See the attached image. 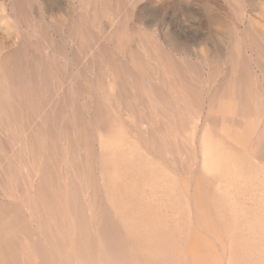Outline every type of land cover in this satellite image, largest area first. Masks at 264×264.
<instances>
[{"label": "bare ground", "instance_id": "bare-ground-1", "mask_svg": "<svg viewBox=\"0 0 264 264\" xmlns=\"http://www.w3.org/2000/svg\"><path fill=\"white\" fill-rule=\"evenodd\" d=\"M34 1L13 0L12 6L17 8L19 17L27 16L32 11H29V5ZM42 1L46 6H51L49 1ZM80 1L81 11L89 14L91 24L97 21L99 13L108 16L104 28L105 38L121 49L123 43H126L125 35L129 29L127 30L121 17L119 19L120 9H113L111 0ZM3 3L4 1L0 2V7ZM57 6L58 8L47 10L48 16L45 18H49L48 21L61 14L62 9ZM40 7L38 6L39 10ZM39 10L37 9L38 12ZM207 14L209 20L215 21L212 13ZM1 16L0 23H4L5 18ZM72 16L70 15L71 18ZM84 16L86 17L85 14ZM81 17L76 22L73 20L70 28L83 34L89 21L86 23L87 20ZM59 20L57 23H61ZM36 22L43 27L41 21ZM248 23L242 34L236 35L232 41L229 48L231 51L226 58L223 57V61L222 54L218 51L216 55L212 54V62L209 60L212 63L209 71L218 66L220 59L221 64L226 61L229 65L225 70H220L223 74L220 81L214 79L215 75L210 78V87L213 89L207 92L208 102L204 115L201 97L179 71L183 58H179L181 61L175 59L178 55L187 56L184 40L168 31L160 35L164 47L155 45L151 49H144L143 54L139 53V47L137 50L129 47V63L133 70L120 66L124 76L117 81L115 77L112 78L111 71H108L113 69L110 67L112 57L109 58L108 50L95 43L97 54L92 52L93 49L90 54L98 56L100 65L103 62L109 63L105 70L107 79L106 82L92 84L87 90L80 86L77 91L70 90L69 93L76 92L78 96L85 94V90L88 91L92 108L90 120L83 121L78 116L81 126L79 130L73 131L72 139L67 134L68 128H64L65 119L61 118L72 111L64 115V110L60 109L70 102L71 96L61 101L60 94L62 104L59 102V107L56 106L54 113L49 116L47 106L43 104V107L40 102L44 98L40 100V96L28 89L30 86H26L21 79L19 87L16 84L20 92L17 97H12L13 94L7 99L3 97L15 107L9 110L7 103L0 105V264H264V105L256 102L255 91L250 85L252 75L256 73L264 83V32L256 30L251 22ZM57 26L59 25L56 24ZM30 27L33 28L32 24ZM43 28L42 30L45 29ZM22 34L24 32L20 33L21 37ZM80 38L83 44L84 38ZM259 43L263 45L260 46ZM244 45L249 53L243 55L245 52L242 53L243 50L240 49ZM24 47L22 44L14 53L9 49L8 54H0V65H7L14 54L18 58L22 55L26 57ZM79 47L81 48L80 45ZM59 48L54 49L60 52ZM45 57L49 56H43ZM54 57L55 55L53 59ZM66 58L63 56L62 59ZM22 59H18L20 64ZM248 61L252 62L251 70L248 69ZM23 70L26 74L25 67ZM17 72L21 76L16 70L15 73ZM7 73H12V70L6 71ZM115 75L117 77L116 73ZM138 75L150 81L155 79V84L158 83L157 79L164 90L168 89L169 94H163L162 90L163 95H160L161 92L154 86L141 89L137 80H133ZM0 76L5 75L0 73ZM76 78L77 82L79 79L77 76ZM42 79L45 80L44 77ZM27 80L29 79L25 81ZM43 83L45 82L42 81L41 84ZM1 89L0 93L3 91ZM9 91L10 89L8 94ZM53 96L52 99L56 100L57 95ZM73 97L76 98L75 95ZM53 100L49 99L50 104H53ZM175 101H181L184 108L194 109L195 112L194 127L188 131L189 138L186 137L189 141H195V161L188 162L187 165L185 159H179L178 170L160 164L159 154L164 147L156 144L157 134L158 137L165 138L168 133L166 136L171 138V126L176 124L172 116L176 111L178 114L181 108ZM159 104L164 118L162 122L158 114ZM49 108L51 109L50 105ZM50 109L49 112L52 110ZM72 113L74 115V111ZM124 120H128V128L124 127ZM59 126L63 127V131L66 130V137H60V149L59 135L57 141L53 135L56 130L59 131ZM86 126L94 129L92 135L89 136L84 131ZM251 143L254 144V150L248 154L246 150ZM193 166L199 176H188L183 181L180 180V173L187 170V173L192 174ZM176 174L180 181L175 178Z\"/></svg>", "mask_w": 264, "mask_h": 264}, {"label": "rangeland", "instance_id": "rangeland-1", "mask_svg": "<svg viewBox=\"0 0 264 264\" xmlns=\"http://www.w3.org/2000/svg\"><path fill=\"white\" fill-rule=\"evenodd\" d=\"M3 1L5 3V4L3 3V6L4 5L5 6L0 7V12H2V13H0V16L2 15L1 17H4L5 21H4V23H3V21H1V23H0L1 25H3V26L0 25V54L4 55L6 52H7L6 54H8L9 49H10V52L13 51V53H14L15 49H18L19 46L21 47L22 44H24L25 47L23 49H25L24 52H25L26 57H24V55H22V57L18 58L17 54L16 55L14 54L10 58V60L8 61L9 63H7V65H6V63L4 65L1 64L2 66L0 65V73H2V76L5 75L3 77L0 76L1 77L0 89L2 87L4 88V89H1V91L3 90L1 92L2 94L0 93V96H1L0 97L1 98V100H0L1 104L0 105L7 103V108H9V110H11L15 107V105H12L13 104L12 102L5 101V99L3 97H5V98L8 96L10 97L11 94H13V95H11L12 97L13 96L17 97V94L20 93L19 90L17 89V86L19 87L21 79L24 80L26 86H28V87L30 86V88H28V89L33 90L34 92H36V94H38L40 96L39 97L40 100L44 98L43 99L44 101L41 100L40 102H41L42 106H43V104L47 106V112L49 113V116L52 115L51 113H54L53 111H55L54 109H56V106H58L61 98H62L61 101H63V98L67 99L71 96V98H69V99H71L70 102L68 99V102L70 104L67 103V105L64 108H60L61 110L62 109L64 110V111L62 110L64 115H67L65 113H67L69 111H72V112L74 111V115L78 114L75 118H72V117H74V115L72 112H69L67 115L68 118H66L67 116L61 117V118L65 119V121H66L64 128L65 127L68 128V129H66V128L65 129L67 130V134L69 135V138H71V139L73 138L71 134H73L75 131L79 130V128L81 126L79 121H78L79 120L78 116L80 115L82 117V120L83 119L84 120H86V119L90 120L91 119L92 108L90 107L91 104H89L88 95L90 93L88 94V91H86L87 88H89L92 84L99 82V81L106 82L105 80L107 79V75H106L105 70H107L106 68L109 67V63L103 62L100 65V63L98 61V56H96V54H97L96 51H98V50L96 48L95 43H98V46L99 47L101 46L100 48H102V46H103L102 49L108 50L107 52L109 53V58L112 57V66H110V67L113 68L112 70H108V71L109 72L111 71V73L113 74L112 78L115 77L114 79H115V81H117L119 78L121 79L124 76V74H122V72H121L122 68L120 66H123L125 69L128 68L129 71L133 70V69H131V64L129 63V58H130L129 57V55H130L129 54V47H132L133 49H136L139 47L138 51H140L139 53H141V54H143V52L145 51L144 49H146V48L151 49L152 46H155V45H158V46L162 45L164 47V45L161 42V38H160V35L162 36L163 35L162 33H164V31L170 32L171 35L176 36L177 38L179 37V39H181L182 41L184 40L183 42L185 43V46H186L185 49L188 50L187 56L182 57V56L178 55V56H176L175 59L178 61H181V59L183 58L182 59V61H183L182 66L184 65V67H182L181 64H179L180 65L179 71L181 73H183L182 75L186 78L187 81H189L191 83L193 89L195 88V90H197L198 96L201 97V103L200 102L199 103L201 104V106L203 105V107H204V109L202 110V115H204L206 112V107H207V102H208L207 92H208V90L211 91V89H213L212 86H211L212 88L210 87V83H209L210 78L213 75H215L216 78H214V79L217 82L221 80L222 75H223L221 71L225 70L226 67H228V65H229V63L226 61H224V64H221L220 63L221 59L223 61L224 60L223 57L226 58L228 56V54L230 53L231 49L229 50V48L231 47L232 41L235 39L236 35L238 36V35L242 34L244 27H247L249 24L248 22H251L253 27L256 30H259L260 32H264V2H261V0H250V1L249 0H135L136 2H134V0H111L112 1L111 7L113 6L112 7L113 9H117V8L120 9L119 12H120L121 16H119V19L121 17L124 24L127 25V30L129 29V31H127V33L125 35V38L127 37L128 40L125 39L126 43H123V47L120 49V48H117V46H115V43L109 42L107 40V38H105L106 35L104 33V28L107 25L108 16H105L104 14L101 15V13H99L100 16L98 17L97 21L95 23L93 22V24H91L90 19L88 18L89 14L86 13L85 11L82 12L83 10L81 11L82 8H80V6H79L80 2H81L80 0H56L55 2H54V0H47L46 2L49 1L48 3H49V5H51L50 7H48V5L46 6L44 1H42V0H35V1L33 0L35 3L32 2V4L29 5L30 6L29 11L32 9V11H34V13L31 11V13H29V15H27V16L24 15L22 17H19L18 14L16 13L17 8L15 6H12V5H14L12 3L13 0L12 1L11 0H3ZM3 1L0 0L1 3ZM77 2H78V4H77ZM126 2H129V3H126ZM33 3L36 5H33ZM56 4L59 5L60 10L62 9L60 12L61 14H58L59 15L58 17L54 16L53 19H50L51 21H48L49 18H45L46 16H48L47 10L49 8H58V6ZM10 6L13 7L12 12L10 10L11 9ZM35 6H36V8H35ZM38 6L39 7L41 6L40 7L41 10H39ZM54 6H56V7H54ZM14 7H15V10H14L15 12L13 11ZM63 7H65V9ZM4 8H6V9H4ZM76 8H77V10H76ZM37 9L39 10V12L37 11ZM4 10H5V12H4ZM7 12H8V14H7ZM64 12H65V14L67 13V15H65ZM75 12H76V15H75ZM208 12L212 13V15L215 18V21L213 20V22H212L211 20H209V17L207 14ZM14 13L17 14V17L15 16ZM44 13L46 15H44ZM84 14L86 15V17L84 16ZM70 15L71 16L73 15L72 16L73 18H71ZM37 16L39 18H37ZM79 16H82L83 18L82 17L81 18L83 20H87L86 23H88V21H89L88 25H85L86 27L82 31L83 34H81V32H78V30L76 31L75 29H73L74 31H72L71 30L72 28H70L71 24L76 22L78 20ZM26 17L28 20L26 19ZM29 17H31V19H29ZM62 17H63V19H62ZM65 17H66V20H64ZM22 18H23V21H22ZM59 18H60V20H59ZM139 18H141V19H139ZM30 20L32 21V23ZM58 20L61 23H59V22L57 23ZM73 20H75V21L73 22ZM16 21H18V22H16ZM36 21H41V23L43 24V27L45 26L44 27L45 29L42 26H39V23L37 24ZM25 22H27V23H25ZM63 22H66V23L63 24ZM16 23H17V25H16ZM24 23H25V25H24ZM26 24H28V25H26ZM31 24H32V27L34 29L30 27ZM56 24H58L59 26L56 27ZM90 24L92 26L96 25V27L95 26L89 27V26H91ZM98 25H100V26H98ZM137 26H139V27H137ZM12 28H16V29H14L15 31ZM22 28H23V30H22ZM42 28L44 30H42ZM146 28L148 30L145 31ZM56 29H57V31L59 29V31L57 32ZM25 31H26V33H25ZM69 31H71V32H69ZM17 32H19V33H17ZM23 32H24V34H22L23 36L21 37L20 33H23ZM59 32H62V33H59ZM26 34H27V36H26ZM72 34H73V36L75 35V37L71 36ZM33 35H35V36H33ZM46 36H47V39H45ZM19 37H21L22 39ZM42 37H44V38H42ZM80 37L84 38V39H82L84 41L83 44H82ZM85 37H86V40H85ZM4 38H5V40H4ZM15 38L18 39L17 40L18 44L16 43ZM44 39H45V41H44ZM25 40H28V41H25ZM2 41H4V42H2ZM54 43L56 46L59 45L60 48L56 47L54 45ZM11 44L13 46H11ZM49 44H51V45H49ZM259 44H260V46L263 45L262 43H259ZM2 45L6 46V47L8 46V48L3 47ZM30 45H31V47H30ZM35 45H37V46H35ZM79 45L81 46V48L79 47ZM48 46L50 48H48ZM14 47H15V49H14ZM27 47H29V48H27ZM90 47H91V50H90ZM54 48L55 49L57 48V50L59 48L60 52L55 50ZM77 48H79V49H77ZM140 48H141V50H140ZM35 49H37V52ZM92 49H93V51H92ZM95 49H96V51H95ZM240 50L241 51L243 50L242 53L245 52V53H243V55L249 53L248 49L247 48L245 49V45ZM2 51H5V52H2ZM26 51H28V52H26ZM81 51H84V52H81ZM87 51H88V53H87ZM91 51L95 52L96 54L95 55H94V53L90 54ZM216 51H218L220 53V55L222 54V57H221L220 61L217 63L218 66H216V68L213 69L212 71H209V68H212V67H210L212 64V63H210V61L212 62L213 55L217 54ZM28 53H29V55H28ZM33 54L37 57H35ZM53 54L55 55L54 59H53V56H54ZM59 54H60V57H57ZM65 55L67 56V58ZM43 56H49V57L43 58ZM63 56H64V59L66 58V60L62 59ZM72 56H73V58H72ZM50 57L54 61H51L52 59ZM20 58L21 59L24 58L25 60L26 59L27 60L25 62V60L22 59L21 64H20V60H18ZM179 58H181V59L179 60ZM16 59H17V61H16ZM46 59H51V60L48 61ZM28 60H29V63H28ZM35 60H36V62H35ZM71 60H72V62H71ZM115 60H117V61H115ZM39 61H41V63H43V64L40 65L41 63ZM64 61L65 62L67 61L66 62L67 64ZM93 61H95V62H93ZM124 61H126V62H124ZM184 61H185V63H184ZM113 62L115 64H116V62L117 63L119 62L120 64L118 63V65H114ZM47 63H49V64H47ZM53 63H54V67H52ZM68 63H69V65H68ZM250 63H252V62H250ZM250 63L248 61V64H250ZM18 65L23 67V68H20ZM25 65L27 66V68ZM106 65H108V66H106ZM113 65H114V67H113ZM127 65H130V66H127ZM7 66H8V68H7ZM43 66H44V68H43ZM99 66H101L100 69H98ZM117 66H119V67L117 68ZM24 67L26 70V74H25V71L23 70ZM251 67H252V64H250L248 66V69L251 70ZM58 68H59V70H58ZM8 69H10V70H8ZM15 69L17 71H19V74H21V76L17 75L18 72L15 73L16 72ZM34 69H35V71H34ZM51 69L53 72L51 71ZM117 69L120 71H118ZM183 69H184V71H183ZM2 70H4L5 72ZM11 70H12V73L6 74V71L11 72ZM38 70L40 73H38ZM80 70H82V71H80ZM43 71H45V72H43ZM48 71H50V72H48ZM97 71L98 72L101 71L100 74ZM103 71H104V73H103ZM115 71H117V72H115ZM22 73H23V75H22ZM115 73L117 74V77H116ZM43 74H44V76H42ZM68 74H69V76H68ZM73 74H74V76H72ZM79 74H81V75H79ZM83 74H85V75H83ZM86 74H87V77H86ZM16 75H17V77H16ZM75 75L79 79V80H77V82H76L77 78ZM102 75H103L104 79H103ZM6 76H9L10 78L9 77L6 78ZM24 76H26L25 79H24ZM51 76H52V78H54V79L51 78L53 81L50 79ZM92 76H94V77H92ZM15 77H16V79H14ZM43 77L45 78V80L42 79ZM69 78H70V80H69ZM135 78L136 79H133V78H130V79H133L135 81L137 80V83L139 86H141V89L142 88L147 89V87L154 86V88L159 90V93L161 92L160 95L162 94V90H163V94L166 92L168 93V89L166 91V88L164 87L165 88V90H164L162 88V85L159 83V81L157 79H156V81L158 83L155 84V79H152L153 81L152 80L150 81V80H148V78H145L144 76L142 77L139 75L136 76ZM26 79H29V80H27L28 82L25 81ZM37 79H38V81H37ZM55 79H56V81H55ZM23 80H22V82H23ZM83 80L85 81V83ZM251 80L252 81H251L250 85H251V87L253 86V89L255 91L254 94H255L256 102H258L261 105H264V83L261 80V77L259 76V74L256 73L255 75H252ZM30 81H31V83H30ZM42 81L45 83L41 84ZM60 81H62V82H60ZM71 81H72V83H71ZM148 82H149V84H148ZM152 82H154V83H152ZM57 83H58V85H57ZM81 83H82V85H79ZM16 84H17V86H16ZM83 84H85V86H88V87H85ZM105 84H107V83H105ZM150 84H153V85H150ZM38 85L40 87H38ZM215 85H217V83ZM79 86L81 88L86 89V90L84 89L85 90L84 93L87 95V97L85 94H79L80 96H78V93L76 95V92L75 93H72V92L69 93L70 90L72 91V89H73V91H77L78 88H80ZM8 87H10V88H8ZM15 88H16V90H15ZM9 89H10V91L8 94L7 92ZM39 89H40V91H39ZM58 89L61 90V93H60V90H58ZM65 89H68V90L65 91ZM44 91L46 93H44ZM39 93H41V94H39ZM53 94L57 95V97L59 99L58 101H57V97H55L56 100L52 99V97L55 96V95L53 96ZM60 94L62 96L61 98H59ZM65 94H67V95L65 96ZM50 95H51V97H50ZM74 95L76 96L77 99L73 97ZM169 96H171V95H169ZM47 97L49 99L53 100V104H50L51 102L49 101V99H46ZM1 101H4V102H1ZM56 101H57V103H56ZM15 103L18 104V102L16 100H15ZM60 103L62 104V102H60ZM87 103L89 105H87ZM181 103H182L181 101L176 102V104H178L181 107L179 109L180 111H178V114L176 111L173 113V116L171 115L174 118V120L176 121V124H174V126H171L172 127L171 128L172 134L169 133V135H171V138H170V136H166V134H168V133L165 134V138L158 137V134L156 136V139H157L156 144L158 146L162 145L164 147L163 148L164 150L162 149L163 153L161 152L162 154L161 153L159 154V156L160 155L161 156L160 157L158 156L159 157L158 161L160 162V164L162 166L169 167L170 169H176V170H178L180 168L179 163H178L180 160L185 159V162L187 165H188V162L194 163V161H195V154L193 151L194 146L196 145V144H194L195 141L192 142V141L187 140L189 138L188 137V134H189L188 131L191 130V128L194 127L193 125L195 124L194 120H193V118L195 117V112H194V109L191 110L189 108H184ZM17 104H16V106H17ZM49 105H50L52 110L49 108ZM73 105L76 106L77 108L74 107ZM160 106L161 105L159 104V106H157V107L159 108L158 114H159V116H160L159 118L162 122V119H164V118L162 116V112L160 111L161 110ZM79 107H80V109H79ZM85 107H87L86 108L87 110L85 109ZM48 108L51 110L50 112H49ZM66 108H69V109H66ZM77 109H79V111ZM188 111H190V112H188ZM191 111L193 114L191 113ZM77 112H79V113H77ZM87 112L89 115L87 114ZM180 115L182 116V118ZM83 116H84V118H83ZM86 117H88V118H86ZM122 119H124V117H122ZM122 119H120L121 122H122ZM190 120H191V122H190ZM127 121L128 120L123 121L125 123V125H124L125 128L129 127V125H128L129 123H126ZM70 122L72 123V125ZM75 122L77 124H74ZM162 126L163 125H161V127ZM59 127H60L59 131L56 130L57 132L55 131V133L53 134L56 137V141L58 139L60 141V137H66V133H65L66 130L63 131V127H61V126H59ZM159 127L160 126H158V128ZM174 127L176 130L174 129ZM70 128L71 129L74 128V130H70ZM81 128L83 129L84 126H82ZM91 128L92 127L86 126V128L84 130L85 132H87V134L89 136H90V134L92 135L93 130H94V129L92 130ZM88 129H90V130H88ZM60 130H61V132H60ZM181 130H182V132H181ZM58 135H59V138H58ZM173 136H175V138ZM177 136H179V137H177ZM168 137H169V139H168ZM172 137H173V140H172ZM186 137H187V139H186ZM160 139H161V141H160ZM162 139H164V141ZM162 141H163V144L165 146L162 144ZM70 142H72V141H70ZM58 144H59L58 149H60L61 141ZM252 147H254V144H252V143L247 147L246 151H248V154H250L251 151L254 150V149H252ZM178 150H180V151H178ZM178 154H179V156H178ZM76 159H78L77 154H76ZM161 160H163V161H161ZM187 167H189V166H187ZM186 171L187 170H185L184 173H182V172L180 173L181 174V178H179L180 180L182 179V181H183V179L187 178L188 176L189 177L199 176L197 171L194 169V166L191 169L192 174L187 173ZM195 173H197V174H195ZM182 174H186V175H182ZM176 176L177 177H175V178L177 180H179L177 174H176ZM36 238H39V235H36Z\"/></svg>", "mask_w": 264, "mask_h": 264}]
</instances>
